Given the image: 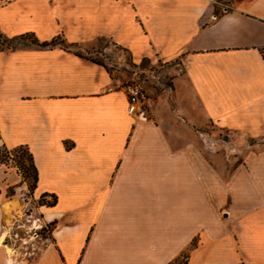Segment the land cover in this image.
Listing matches in <instances>:
<instances>
[{
  "label": "crops",
  "instance_id": "obj_1",
  "mask_svg": "<svg viewBox=\"0 0 264 264\" xmlns=\"http://www.w3.org/2000/svg\"><path fill=\"white\" fill-rule=\"evenodd\" d=\"M0 30L64 42L0 49V147L29 150L33 203L55 196L49 240L10 262L26 186L0 160V264H264V0H0ZM97 38L159 64L175 110L156 92L129 115L73 50ZM204 125L257 143L222 155Z\"/></svg>",
  "mask_w": 264,
  "mask_h": 264
},
{
  "label": "rangeland",
  "instance_id": "obj_2",
  "mask_svg": "<svg viewBox=\"0 0 264 264\" xmlns=\"http://www.w3.org/2000/svg\"><path fill=\"white\" fill-rule=\"evenodd\" d=\"M16 43L19 42H13L12 44ZM58 43L64 42L59 39ZM73 50L87 58L97 60L105 65L112 77L116 79L120 86L131 82H138L141 84L144 90V101L148 111V116V103H150V100L148 99L152 98L156 92H161L164 96H162L163 104L162 102H159L161 108L165 110H169V108L175 110L173 102H171L169 100V96H167L169 93H167L166 87H169L170 84L169 77L163 75L162 68L159 64L152 63V61L148 58H142L139 61H134L130 53H128L125 48L114 45V43L108 38H97L92 41L78 43L76 47H73ZM166 100L170 102L169 107L165 106ZM177 118L183 122L180 117ZM208 125L201 127L198 126L196 128V134L201 136L203 146H213L212 143H215V146L219 148L218 152L222 155L226 154L227 149L243 150L247 147V143H250L248 145L257 143L254 139H250L248 142H245L236 134L230 133L229 131H216ZM0 157L2 158V163L16 170V172L20 175L22 182L26 186L24 195L26 205L22 206L23 209L21 208L18 216H16L19 217L17 219L25 220V217L22 214L23 211L30 206L27 202L32 201V192L34 187V181L32 178L34 169L30 152L24 146L20 149L0 147ZM53 200L54 197L51 195H45L33 204H50ZM15 220L16 219L13 217L10 221H4L5 232L8 231L9 227ZM53 229L54 225L52 221L50 224L47 223V225H43L42 229L39 231V237L35 238L30 237L25 229H21L22 231H19V235L22 239L26 240V243L23 244L21 241L22 239L20 238L7 240L8 247L10 248L7 250L10 256L9 261L11 262V258L20 257L22 255L20 254L21 252L24 250H31L32 247H34L35 251H39V249L47 241V238L51 237Z\"/></svg>",
  "mask_w": 264,
  "mask_h": 264
},
{
  "label": "built area",
  "instance_id": "obj_3",
  "mask_svg": "<svg viewBox=\"0 0 264 264\" xmlns=\"http://www.w3.org/2000/svg\"><path fill=\"white\" fill-rule=\"evenodd\" d=\"M122 88L127 95V113L137 119L145 120L148 117V111L144 101V90L141 84L138 82H131L123 85ZM27 204H30V206L29 208H26L22 214L25 217V220L16 219L11 224L6 234L7 239H22L19 235V231H22L21 229H25L30 237H39V231L42 229L43 225L52 222L45 220L43 213L38 210V206L33 204L32 201L27 202ZM47 240H49V238H47ZM21 241L23 244L26 243L25 239H22ZM37 251L32 247L31 250H24L21 254L22 256H31L36 255L39 252Z\"/></svg>",
  "mask_w": 264,
  "mask_h": 264
},
{
  "label": "trees",
  "instance_id": "obj_4",
  "mask_svg": "<svg viewBox=\"0 0 264 264\" xmlns=\"http://www.w3.org/2000/svg\"><path fill=\"white\" fill-rule=\"evenodd\" d=\"M29 38H31V39H29ZM59 39H60V36H55L49 41L39 42L34 37L33 33H25V34L10 38V37L5 36L0 30V49H13V48H15V46H17V45L12 44L13 42L29 43V44H36V45H53V44H58ZM261 53L264 57V48L261 49ZM92 60L97 62V63H101L97 60H94V59H92ZM22 147L23 146H18L15 149H20ZM30 156H31V154H30ZM31 159H32V157H31ZM0 160L2 161L1 157H0ZM33 169H34V174H33L32 178H33V181L35 183V181H36V170H35L34 165H33ZM52 197H54V200L49 205H53L55 203V196L52 195Z\"/></svg>",
  "mask_w": 264,
  "mask_h": 264
},
{
  "label": "bare ground",
  "instance_id": "obj_5",
  "mask_svg": "<svg viewBox=\"0 0 264 264\" xmlns=\"http://www.w3.org/2000/svg\"><path fill=\"white\" fill-rule=\"evenodd\" d=\"M10 218H12V217H10ZM10 221V220H9Z\"/></svg>",
  "mask_w": 264,
  "mask_h": 264
}]
</instances>
